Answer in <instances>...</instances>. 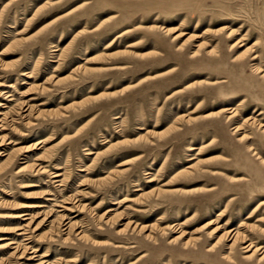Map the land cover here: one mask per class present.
<instances>
[{"label":"rangeland","instance_id":"obj_1","mask_svg":"<svg viewBox=\"0 0 264 264\" xmlns=\"http://www.w3.org/2000/svg\"><path fill=\"white\" fill-rule=\"evenodd\" d=\"M0 104V264H264V0H0Z\"/></svg>","mask_w":264,"mask_h":264},{"label":"bare ground","instance_id":"obj_2","mask_svg":"<svg viewBox=\"0 0 264 264\" xmlns=\"http://www.w3.org/2000/svg\"><path fill=\"white\" fill-rule=\"evenodd\" d=\"M255 58H256V57H255ZM0 105H1V104H0ZM230 109H231V108H225V109H223V110H224V111H228V110H230ZM233 112H234V111H233ZM0 114H2V113H0ZM235 114H236V113H235ZM251 119H253V118H249L248 120L251 121ZM5 127H6V122H4L3 119H0V129H1V130H5ZM241 129H243V127H237L236 131H239V130H241ZM243 139H244V136L241 137L239 140H243ZM0 141L3 142L2 139H0ZM251 149H254V148L252 147ZM0 154H2V153H0ZM60 175H61L60 173H58V174L54 173L53 176H54V177H59ZM25 206H26L27 208L42 207V205H36V204H35V205H25ZM65 210L70 211V212H74L73 209H72V207H71L70 209H65ZM26 215H30V214L27 213V212H25V213H23V214H14L13 216L11 215V217H13V218H19V217L26 216ZM25 219L27 220L28 218H25ZM16 231H19V233L17 234V236H20L21 238L23 237V238H24L23 240L26 241L24 244H21L22 247L25 249V251L28 250V249L33 248L32 246L29 247V243L31 242V241H29V240L31 239L29 224L20 225V226L16 229ZM234 231H235V229H232V230H230V231H227V233H225V234H226V237H227L228 239L231 238V240H234V243H235L237 240H241V241L244 242V243L250 241L249 244H247L246 246H244L246 252H251V254L248 255L246 258L250 259V258H252L253 256H255L256 253H257V251H259V250L261 249V247L255 245V244H254L255 242L252 241L251 238H249L247 235H244V234L241 233L239 230L236 231L235 233H234ZM0 240H1V239H0ZM13 244H17V247H15V248L20 247V245H19L17 242H15V239H13V238L11 239V241L9 242L8 245H5V247H8V246L13 245ZM36 250H37V248H36ZM43 256H45V255H43ZM225 257H229V256H225ZM263 258H264V255L262 256L261 259H263Z\"/></svg>","mask_w":264,"mask_h":264}]
</instances>
